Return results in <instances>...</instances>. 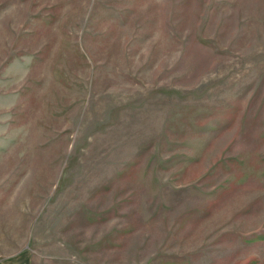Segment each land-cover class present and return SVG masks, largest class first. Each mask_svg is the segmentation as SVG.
Masks as SVG:
<instances>
[{
    "label": "rangeland",
    "instance_id": "374dc122",
    "mask_svg": "<svg viewBox=\"0 0 264 264\" xmlns=\"http://www.w3.org/2000/svg\"><path fill=\"white\" fill-rule=\"evenodd\" d=\"M2 232L30 264H264V0H0Z\"/></svg>",
    "mask_w": 264,
    "mask_h": 264
},
{
    "label": "crops",
    "instance_id": "0c3cea01",
    "mask_svg": "<svg viewBox=\"0 0 264 264\" xmlns=\"http://www.w3.org/2000/svg\"><path fill=\"white\" fill-rule=\"evenodd\" d=\"M4 224V223H3ZM4 230V229H3ZM2 230V231H3ZM10 246L11 244V237L8 235L6 237V234L2 232V237L0 239V246ZM31 257L28 252L27 248V240L23 241V247L20 248L17 251L14 252H4L3 250H0V264H30Z\"/></svg>",
    "mask_w": 264,
    "mask_h": 264
}]
</instances>
